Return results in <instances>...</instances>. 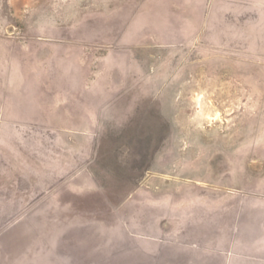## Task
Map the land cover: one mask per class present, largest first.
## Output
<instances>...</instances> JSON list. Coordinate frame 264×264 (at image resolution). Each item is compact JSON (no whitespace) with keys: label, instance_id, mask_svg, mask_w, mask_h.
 <instances>
[{"label":"rangeland","instance_id":"rangeland-1","mask_svg":"<svg viewBox=\"0 0 264 264\" xmlns=\"http://www.w3.org/2000/svg\"><path fill=\"white\" fill-rule=\"evenodd\" d=\"M7 155L0 264H264V0H0Z\"/></svg>","mask_w":264,"mask_h":264},{"label":"crops","instance_id":"crops-1","mask_svg":"<svg viewBox=\"0 0 264 264\" xmlns=\"http://www.w3.org/2000/svg\"><path fill=\"white\" fill-rule=\"evenodd\" d=\"M36 155V154H35ZM35 155H30L28 157V159H26V167L29 168V171H26L24 168H17L16 171L14 170H11L9 169L8 173H7V170L4 171V168H0V179H4V180H1V184H0V216H3V218L5 219V217H7L6 215V212H5V208H6V204L9 203V200L11 202V207L12 208H15L16 206L18 207V205H20V211H25L26 213L29 212V209H33V205H34V208H36V210H34L35 213H37V208H38V205H39V197H38V192H37V196L35 197V199L33 198V189L36 187L37 188V191L38 189L40 188V179L39 178V172H40V163L38 165V169L36 171L35 169ZM13 157V155H11V158ZM40 157V156H39ZM15 158V156H14ZM39 161H40V158H38ZM0 160L1 161H5L8 162V164L13 161L14 163L16 162V159L10 161V155H7V157L5 156H0ZM5 168H9V166H6L5 165ZM32 171H31V170ZM9 173L13 174L12 176V179H14V183H17V184H14L15 187L13 189H11V193H10V196L8 195V190H9ZM37 174V177H35V175ZM20 178L22 180V182L24 183L23 185V189H25V191L27 192V195H23V197L20 199L19 198V189L20 186H21V182H20ZM35 178L37 180L36 184H35ZM2 183H4L5 185V191H2L1 190V187L4 186ZM36 185V186H35ZM36 188H35V191H36ZM10 197V198H9ZM3 207V213H2V210L1 208ZM27 208V210L25 209ZM2 213V214H1Z\"/></svg>","mask_w":264,"mask_h":264}]
</instances>
